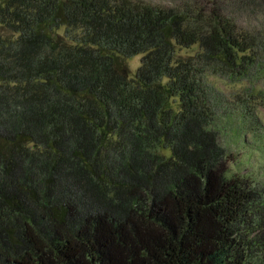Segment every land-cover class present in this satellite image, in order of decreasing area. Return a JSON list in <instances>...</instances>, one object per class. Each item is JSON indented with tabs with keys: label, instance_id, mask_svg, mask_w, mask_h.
Instances as JSON below:
<instances>
[{
	"label": "trees",
	"instance_id": "trees-1",
	"mask_svg": "<svg viewBox=\"0 0 264 264\" xmlns=\"http://www.w3.org/2000/svg\"><path fill=\"white\" fill-rule=\"evenodd\" d=\"M260 39L264 0H0V264H264L205 85Z\"/></svg>",
	"mask_w": 264,
	"mask_h": 264
},
{
	"label": "rangeland",
	"instance_id": "rangeland-1",
	"mask_svg": "<svg viewBox=\"0 0 264 264\" xmlns=\"http://www.w3.org/2000/svg\"><path fill=\"white\" fill-rule=\"evenodd\" d=\"M56 32L66 35L67 28L61 26ZM259 41L254 49L258 61L245 75H221L211 68L206 73L205 85L215 111L213 123L218 142L230 159L229 174L244 175L264 186V40ZM196 51L197 45L180 49L182 54ZM141 56L127 59L132 72L140 64Z\"/></svg>",
	"mask_w": 264,
	"mask_h": 264
}]
</instances>
